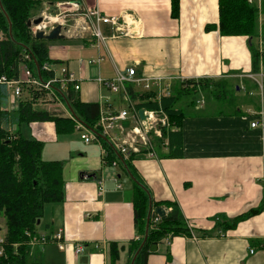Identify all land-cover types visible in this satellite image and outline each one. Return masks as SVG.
I'll use <instances>...</instances> for the list:
<instances>
[{
  "label": "crops",
  "instance_id": "1",
  "mask_svg": "<svg viewBox=\"0 0 264 264\" xmlns=\"http://www.w3.org/2000/svg\"><path fill=\"white\" fill-rule=\"evenodd\" d=\"M35 1L45 11L73 5L127 21L130 16L142 31L139 37H124L102 25L106 38L102 41L91 26H82L74 35L64 28L63 39L47 41L52 70L58 75L62 68L72 73L80 87L74 90L77 98L98 104L100 114L127 112L115 135L127 148L138 143L140 150L132 152V174L123 162L115 161L116 167L107 164L99 141L87 145L76 130L58 135L52 122L28 125L24 137L44 145L43 159L64 163L65 200L57 204V212L45 214L39 226L45 228L39 234L51 236L39 247L43 264H109L111 243L124 246L118 264H125L128 243L140 240L134 223L133 175L151 195L153 219L159 209L153 203L172 202L190 230L189 235L162 240L147 264H264V131L251 128L264 105V79L252 73L250 38L221 36L219 0H179L177 19L172 17L173 0ZM252 6L258 10V37L252 41L259 46L260 40L264 43V0H254ZM209 27L213 29L208 31ZM129 68L135 69L139 82L126 83L119 93H112L104 82ZM203 79H228L237 84L236 96L241 92L254 100L242 104L246 99L240 97L239 110L219 115L207 110L211 100L208 103L201 93L194 111L179 127L171 125L161 100L181 84ZM51 101H38L35 108L51 113L54 107L56 115L70 117L59 98L53 107ZM149 102L157 103V110H147ZM16 103L9 100V108ZM42 103L45 110L39 108ZM140 111L166 119L163 141L147 129ZM169 153L176 157L169 158ZM81 173L91 174V179H82ZM162 208L166 214L171 211ZM255 210L260 213L229 227L238 216ZM60 231L62 239L55 240ZM78 246L83 248L80 253Z\"/></svg>",
  "mask_w": 264,
  "mask_h": 264
},
{
  "label": "trees",
  "instance_id": "2",
  "mask_svg": "<svg viewBox=\"0 0 264 264\" xmlns=\"http://www.w3.org/2000/svg\"><path fill=\"white\" fill-rule=\"evenodd\" d=\"M178 2L173 0L172 17L175 19L179 17ZM41 9L42 4L35 0H0V33L3 35L0 40V80L2 77L18 79L23 67L42 82L54 77L52 71L43 70L44 66L53 64L48 57L47 41L37 39L29 25L34 12ZM212 29L209 27L207 30ZM218 29L223 37L250 38L252 73L260 74L264 67V52L252 41L258 37V10L248 0H219ZM21 87L22 95L16 100L17 106L10 109V93L0 83V217H4L7 229L4 236L0 235V264H43L39 247L49 242L51 236L39 234V226L45 215V207L61 204L65 200L64 163L45 161L42 157L44 145L24 137L22 127L35 122H52L58 135H67L76 130V126L70 118L35 108L38 101L47 99L48 91L28 85ZM51 91L63 105L71 107L72 115L80 123L97 136L105 150L107 164L123 162V166L132 173V156L124 160L110 141L100 134L99 105L82 103L71 86L64 91L52 86ZM201 93L212 101L210 110L219 115L239 110L236 85L228 79L188 81L161 100V107L171 125L179 127L187 117L188 110L195 109L197 97ZM262 93L264 99V80ZM145 107L153 111L157 110L158 104L149 102ZM162 133L165 138V128ZM168 157L172 159L176 155L169 153ZM90 175L81 173V178L91 179ZM133 181L134 223L140 240L128 243L125 264H131L139 250L134 264H147L153 246L165 238L189 235L190 230L177 204L172 202L153 203L155 208L166 207L171 208V211L159 223H154L151 217L147 230L151 195L135 175ZM258 213L260 210L240 215L229 227L233 228ZM123 250L124 246L111 243L109 264H118Z\"/></svg>",
  "mask_w": 264,
  "mask_h": 264
},
{
  "label": "built area",
  "instance_id": "3",
  "mask_svg": "<svg viewBox=\"0 0 264 264\" xmlns=\"http://www.w3.org/2000/svg\"><path fill=\"white\" fill-rule=\"evenodd\" d=\"M254 0H248L250 4L253 3ZM90 17L93 21V29H94V35L97 39L104 41L106 38L103 36L100 26L107 25L109 26L112 31H115L116 34H120L124 37H139L142 33L140 23L137 20L130 19V16L128 17V21L123 17H109V16H103L99 13L97 9H94L90 13ZM46 23L43 22L39 27H36L37 30L33 32L34 36L35 33L38 31H44L45 33H49L51 30L54 29V26L51 27V29H47L45 26ZM132 27V28H131ZM53 28V29H52ZM259 49L261 52H264V43L260 40L259 41ZM45 71H52L54 73V77L47 81L42 82L37 77H35L31 71H29L26 67H23L21 69L20 75L18 79L14 80H8L5 77H2L0 80V83L5 85L7 90L10 93V100L12 99L14 102L18 100L22 95L21 86L28 85L31 87H35L38 90L48 91L50 96L54 97V93L52 90V86H58L60 90L64 91L69 86L74 84V90L79 91L80 87L79 84H77V80H75V77L72 73H70L66 68H62L60 70V74H56L55 71L52 70L50 65L44 66ZM136 75V71L133 68H129L126 70L125 73H119L117 78L110 82H104L105 86L112 92V93H119L121 90H123L124 85L126 83H137L139 82L137 79H134ZM260 78L264 79V67L261 68L260 72ZM263 87L261 86V89ZM126 94V93H125ZM203 101L198 102V106L202 107ZM127 112H122L118 115H105L103 111L100 114V121L98 123V126L101 128V136L104 138H107L110 143L114 146L116 151L124 158V160H127L130 156H132L133 153H139L138 143H133L130 148L126 147V144L121 140V137H117L115 135V132L117 129H122V125L119 126V124L123 121H125L127 117ZM152 113L145 112V120L143 121L144 125L147 127V129L150 128L155 132V136L163 139V133L162 129L167 127V121L166 119H156L153 118ZM256 121L251 123V128H260L264 131V105L262 104V108L260 112H258L256 115ZM71 118V116H70ZM72 120L76 122V131L81 134V139L85 144H91L93 142H98L97 136L94 135L90 130H88L82 123H80L75 117H72ZM119 126V127H116ZM147 134V133H146ZM147 140V145H148ZM146 144V141H145ZM149 156H154L153 154H149ZM113 166H117L118 162H113ZM161 221V218L154 214V223H159ZM55 240L60 241L62 239L61 231L58 233V236H54ZM169 239V238H168ZM169 242V241H168ZM83 251V248L78 246L76 253H80Z\"/></svg>",
  "mask_w": 264,
  "mask_h": 264
},
{
  "label": "rangeland",
  "instance_id": "4",
  "mask_svg": "<svg viewBox=\"0 0 264 264\" xmlns=\"http://www.w3.org/2000/svg\"><path fill=\"white\" fill-rule=\"evenodd\" d=\"M48 9V8H47ZM39 18H43L44 22L46 23V27L47 29L51 28L54 26V28H56L58 25H61L62 28H67L69 30H71L72 34H76L77 32H79L82 28V26H84L85 28H87L88 26L92 27L93 29V24H92V18L90 17V11H85L82 8H76L73 5H66V6H62V7H54L49 8V10L45 9H41L39 11L34 12V17L32 18V21L37 20ZM52 18H58L59 20L57 22H53L51 19ZM81 18H84V20H81ZM32 32L36 31L37 28L35 26H31ZM1 37L3 39V35L0 33ZM258 45V42H256V46ZM237 85V84H236ZM46 97L48 99H51L52 101L49 102L50 105H52V107L55 105V97L53 96H48L46 95ZM240 97H242L243 99H246V102L242 103V104H246L247 102H250L251 100H254V98L252 96H249L245 93H241L239 92V95H237V98L239 99ZM184 100V99H183ZM248 100V101H247ZM206 101L209 103L210 101H208V97H206ZM43 104L39 107L42 110H45V108H43ZM212 101L207 104V110H210L212 108ZM47 108V106H46ZM51 114H55L54 110L55 108L53 107L51 109ZM194 111L193 108H190L188 110V112H192ZM71 116V120L72 117H74L71 113L69 114ZM75 121V120H74ZM75 126H76V122ZM23 132H25V135L28 134V125L23 126ZM95 135V134H94ZM96 136V135H95ZM160 139V138H159ZM163 141V139H161ZM139 142H142L141 139H138ZM152 143V139H150V141H148V145L147 147H150ZM150 145V146H149ZM143 147V146H142ZM145 147V146H144ZM131 157V156H130ZM129 157V158H130ZM44 159H47L46 157H44ZM57 205H47L45 207V214H51V212L56 209ZM58 210L56 209L55 212H57ZM43 221V220H42ZM44 223V222H43ZM0 228L3 229V232L0 233V235L4 236L7 232L6 229V221L4 219L3 216L0 217ZM39 230L42 232L45 230V228L43 227V229Z\"/></svg>",
  "mask_w": 264,
  "mask_h": 264
},
{
  "label": "water",
  "instance_id": "5",
  "mask_svg": "<svg viewBox=\"0 0 264 264\" xmlns=\"http://www.w3.org/2000/svg\"><path fill=\"white\" fill-rule=\"evenodd\" d=\"M44 22L43 18H39L37 20L31 21L30 22V26H35V27H39L42 23ZM11 31V28H10ZM62 32H63V28L61 25H58L56 28H54L53 30H51L49 33H45L44 31H38L35 33V37L37 39H44L46 41H54V40H60L63 39L62 36ZM39 71V70H38ZM70 112L72 113V109L69 105H67ZM144 111H140L139 115L140 117L144 120L146 119L145 116L143 115ZM152 204H150V212H149V217H148V225H147V230H148V226H149V221L151 219V215H152ZM155 213L161 218V219H165L167 217L166 211L163 208H159L155 210ZM145 241H146V237H145ZM144 241V242H145ZM144 244V243H143ZM143 246V245H142ZM157 246H153L151 248V251H156ZM140 251V250H139ZM139 251L137 252V254L135 255V257L133 258V261L131 264H134V261L139 253Z\"/></svg>",
  "mask_w": 264,
  "mask_h": 264
}]
</instances>
